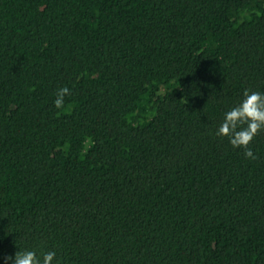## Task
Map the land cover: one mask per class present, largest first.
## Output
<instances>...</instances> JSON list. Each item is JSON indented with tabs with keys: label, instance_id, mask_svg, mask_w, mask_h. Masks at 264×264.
<instances>
[{
	"label": "trees",
	"instance_id": "trees-1",
	"mask_svg": "<svg viewBox=\"0 0 264 264\" xmlns=\"http://www.w3.org/2000/svg\"><path fill=\"white\" fill-rule=\"evenodd\" d=\"M245 89L264 0H0V264H264V129L215 134Z\"/></svg>",
	"mask_w": 264,
	"mask_h": 264
},
{
	"label": "clouds",
	"instance_id": "clouds-1",
	"mask_svg": "<svg viewBox=\"0 0 264 264\" xmlns=\"http://www.w3.org/2000/svg\"><path fill=\"white\" fill-rule=\"evenodd\" d=\"M70 89L63 86L57 89L53 104L60 109L65 104V96ZM264 129V91L245 89L242 98L223 113L216 129V135L226 138L233 148L243 150L244 156L256 159L250 146L254 137ZM3 264H62L53 250L38 252L32 248L18 249L12 255L3 256Z\"/></svg>",
	"mask_w": 264,
	"mask_h": 264
}]
</instances>
